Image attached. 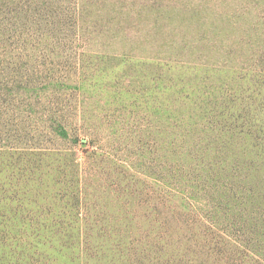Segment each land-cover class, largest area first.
I'll use <instances>...</instances> for the list:
<instances>
[{"label":"rangeland","instance_id":"obj_1","mask_svg":"<svg viewBox=\"0 0 264 264\" xmlns=\"http://www.w3.org/2000/svg\"><path fill=\"white\" fill-rule=\"evenodd\" d=\"M0 264H264V0H0Z\"/></svg>","mask_w":264,"mask_h":264},{"label":"trees","instance_id":"obj_2","mask_svg":"<svg viewBox=\"0 0 264 264\" xmlns=\"http://www.w3.org/2000/svg\"><path fill=\"white\" fill-rule=\"evenodd\" d=\"M81 242V241H80Z\"/></svg>","mask_w":264,"mask_h":264}]
</instances>
